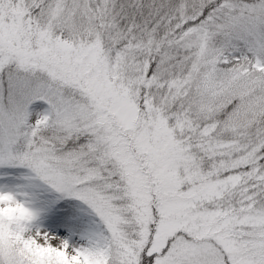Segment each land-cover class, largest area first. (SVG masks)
I'll return each instance as SVG.
<instances>
[{
  "label": "snow or ice",
  "instance_id": "1",
  "mask_svg": "<svg viewBox=\"0 0 264 264\" xmlns=\"http://www.w3.org/2000/svg\"><path fill=\"white\" fill-rule=\"evenodd\" d=\"M0 264H264V0H0Z\"/></svg>",
  "mask_w": 264,
  "mask_h": 264
}]
</instances>
